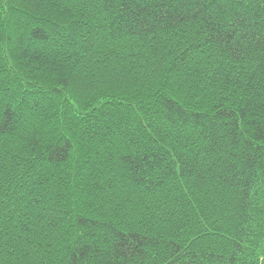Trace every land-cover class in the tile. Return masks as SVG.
Instances as JSON below:
<instances>
[{
	"label": "trees",
	"instance_id": "obj_1",
	"mask_svg": "<svg viewBox=\"0 0 264 264\" xmlns=\"http://www.w3.org/2000/svg\"><path fill=\"white\" fill-rule=\"evenodd\" d=\"M0 264H264V0H0Z\"/></svg>",
	"mask_w": 264,
	"mask_h": 264
}]
</instances>
